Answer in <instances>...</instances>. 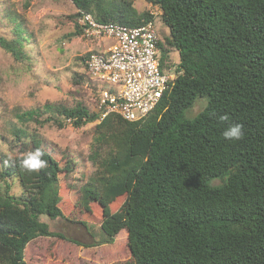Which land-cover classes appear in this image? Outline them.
Instances as JSON below:
<instances>
[{"label":"trees","instance_id":"16d2710c","mask_svg":"<svg viewBox=\"0 0 264 264\" xmlns=\"http://www.w3.org/2000/svg\"><path fill=\"white\" fill-rule=\"evenodd\" d=\"M72 1L76 17L85 10L129 26L154 19L133 0ZM149 1L169 28L158 42L161 69L175 66L177 73L148 115L130 121L113 112L100 120L82 103L55 102L17 115L59 127L100 120L91 154L98 169L80 203L85 216L92 202L101 208L102 238L91 245L114 244L120 231L127 233L130 258L110 264H264V0ZM10 20L17 36L0 34V46L20 57L31 32L18 17ZM90 52L81 56L84 65ZM199 101L204 106L189 117ZM235 123L243 124V138L226 140L223 132ZM13 135L22 155L1 158L0 264H30L28 246L39 237L72 239L43 219L66 215L64 178L72 167L25 127ZM37 148L48 166L29 172L20 161ZM15 174L21 195L10 193L8 177ZM216 177L222 185L210 184Z\"/></svg>","mask_w":264,"mask_h":264},{"label":"rangeland","instance_id":"374dc122","mask_svg":"<svg viewBox=\"0 0 264 264\" xmlns=\"http://www.w3.org/2000/svg\"><path fill=\"white\" fill-rule=\"evenodd\" d=\"M133 5L140 12L151 11L162 38L169 33L158 5L149 0H133ZM77 10L72 0H0V34L7 39L17 36L10 17H18L31 32L30 40L23 41L24 54L20 57L0 46V171L2 157L11 159L22 155L19 145L13 140L15 127H25L35 133L45 150L56 158L69 159L72 167L64 178L62 207L66 215L53 220L43 216V219L49 222L51 230L77 242L55 236L39 237L28 246L31 250L30 264H110L130 258L125 230L116 236L114 244L91 245L102 238L101 208L97 202H92L91 211L85 216L80 203L82 187L93 180L98 169L91 154L96 150V124L101 119L80 127L71 123L59 127L39 125L34 120L22 122L17 115L48 102L68 106L82 103L90 111L98 112L99 84L86 73L81 56L89 51H100L112 42L107 38L100 41L84 36L77 25ZM171 58L176 64L178 52L173 50ZM168 71L174 75L177 73L175 66H170ZM204 103L199 101L187 115L196 116ZM8 183L10 193H24L16 174L8 177ZM222 183L219 177L210 181L214 186ZM5 185L0 181L1 191ZM124 199L125 196L119 197L116 207ZM80 219L85 222H80Z\"/></svg>","mask_w":264,"mask_h":264},{"label":"built area","instance_id":"2783aa9c","mask_svg":"<svg viewBox=\"0 0 264 264\" xmlns=\"http://www.w3.org/2000/svg\"><path fill=\"white\" fill-rule=\"evenodd\" d=\"M77 21L88 39L112 42L100 51H91L85 63L86 73L99 84L100 119L113 112L130 121L148 115L174 77L161 69L156 22L151 19L129 26L99 21L85 10H80Z\"/></svg>","mask_w":264,"mask_h":264},{"label":"clouds","instance_id":"9594fccd","mask_svg":"<svg viewBox=\"0 0 264 264\" xmlns=\"http://www.w3.org/2000/svg\"><path fill=\"white\" fill-rule=\"evenodd\" d=\"M220 119L225 121L228 120V117L227 115H223ZM243 128V124L240 123L230 124L223 132V137L230 141L240 140L244 136ZM43 157L44 152L40 148H37L34 151H30L25 154L23 159L20 161V166L29 172H38L48 166V161Z\"/></svg>","mask_w":264,"mask_h":264},{"label":"crops","instance_id":"0c3cea01","mask_svg":"<svg viewBox=\"0 0 264 264\" xmlns=\"http://www.w3.org/2000/svg\"><path fill=\"white\" fill-rule=\"evenodd\" d=\"M106 46H104L102 49H104Z\"/></svg>","mask_w":264,"mask_h":264}]
</instances>
